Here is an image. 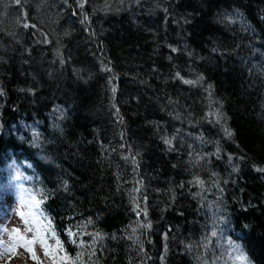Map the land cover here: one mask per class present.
Returning <instances> with one entry per match:
<instances>
[{"label": "trees", "instance_id": "trees-1", "mask_svg": "<svg viewBox=\"0 0 264 264\" xmlns=\"http://www.w3.org/2000/svg\"><path fill=\"white\" fill-rule=\"evenodd\" d=\"M258 169L264 0H0V196L40 202L35 264H264Z\"/></svg>", "mask_w": 264, "mask_h": 264}, {"label": "rangeland", "instance_id": "rangeland-1", "mask_svg": "<svg viewBox=\"0 0 264 264\" xmlns=\"http://www.w3.org/2000/svg\"><path fill=\"white\" fill-rule=\"evenodd\" d=\"M15 195L16 196L0 197V242H2L4 246L3 248H0V264H23L25 262L27 264H35V259L32 258V255L35 253L37 257L39 244L32 246V250L28 251L23 246H19L18 240H13L10 234L12 233L13 229H19L20 234L23 235L24 229L27 226L35 227L34 224H31L33 219L32 215L26 216V218L30 221V225H25L19 216V213H31L37 218V210L30 206L31 204L26 201L25 196L21 192ZM37 222H39V219H37ZM32 235L33 233L29 232L27 233L26 238L31 239ZM205 238H207L206 232L203 240ZM200 243L204 244V241L201 240ZM39 247L41 246L39 245ZM4 248L9 249L10 251L5 252ZM232 248L233 247L230 245H228V247H224V251L226 250L225 253L232 251ZM227 255L228 254H224L221 256L219 264H226ZM229 264L250 263L241 261L240 257H236L233 258Z\"/></svg>", "mask_w": 264, "mask_h": 264}, {"label": "snow or ice", "instance_id": "snow-or-ice-1", "mask_svg": "<svg viewBox=\"0 0 264 264\" xmlns=\"http://www.w3.org/2000/svg\"><path fill=\"white\" fill-rule=\"evenodd\" d=\"M17 3L20 2V0H16ZM83 5L81 4V7ZM25 27H27V25H25ZM175 50V49H174ZM179 75V74H177ZM185 83H192V81H184ZM113 92H115V89H113ZM166 143H171V141H166ZM258 171H264V169H258ZM31 207H39V201H37L35 199V197H31ZM28 215H32L33 219L31 221V224H34L35 227L33 226H27L24 229V234L21 235L20 234V230L19 229H13L12 233L10 234L13 240H18V244L19 246H23L26 250L31 251L32 250V246L39 244L43 249H44V255L48 256L49 255V245H48V237L45 235L46 233H48L51 229V224L50 222H48L47 224H44L42 221L37 222V219L35 217L34 214L28 213L26 214L25 212H20L19 216L21 217L22 221L25 223V225H30V221L26 218V216ZM6 231V230H5ZM33 233L31 239H27V233ZM69 236H73L74 233H72L71 231H69ZM213 235H215V232H213ZM51 237L54 238L55 234L51 233ZM73 243H75V240L72 241ZM56 244L59 246L60 245V241L58 239H56ZM3 244L2 242H0V248H3ZM5 252L10 251L7 248H4ZM32 258L35 260H39L38 257H36L35 253H33ZM79 257H77L78 259ZM65 260H68L69 258L67 256L64 257Z\"/></svg>", "mask_w": 264, "mask_h": 264}, {"label": "bare ground", "instance_id": "bare-ground-1", "mask_svg": "<svg viewBox=\"0 0 264 264\" xmlns=\"http://www.w3.org/2000/svg\"><path fill=\"white\" fill-rule=\"evenodd\" d=\"M204 220H206V221H209V222H210V221H211V220H210V215H206V216H204Z\"/></svg>", "mask_w": 264, "mask_h": 264}]
</instances>
